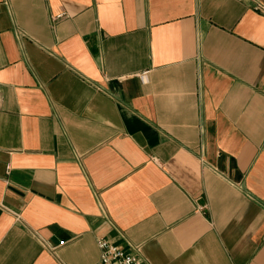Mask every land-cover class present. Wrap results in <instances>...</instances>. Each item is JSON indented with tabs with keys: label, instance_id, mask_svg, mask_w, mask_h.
Here are the masks:
<instances>
[{
	"label": "crops",
	"instance_id": "crops-1",
	"mask_svg": "<svg viewBox=\"0 0 264 264\" xmlns=\"http://www.w3.org/2000/svg\"><path fill=\"white\" fill-rule=\"evenodd\" d=\"M98 238L264 264V0H0V264Z\"/></svg>",
	"mask_w": 264,
	"mask_h": 264
},
{
	"label": "built area",
	"instance_id": "built-area-1",
	"mask_svg": "<svg viewBox=\"0 0 264 264\" xmlns=\"http://www.w3.org/2000/svg\"><path fill=\"white\" fill-rule=\"evenodd\" d=\"M96 243L100 249V259L96 264H146L137 255L123 250L119 245L105 238H98ZM59 244L63 242L60 241Z\"/></svg>",
	"mask_w": 264,
	"mask_h": 264
}]
</instances>
